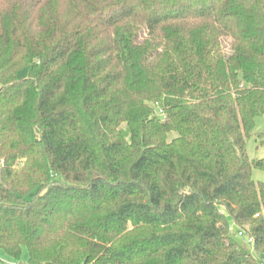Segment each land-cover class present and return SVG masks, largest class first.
<instances>
[{
    "label": "trees",
    "instance_id": "1",
    "mask_svg": "<svg viewBox=\"0 0 264 264\" xmlns=\"http://www.w3.org/2000/svg\"><path fill=\"white\" fill-rule=\"evenodd\" d=\"M262 115L264 0H0V249L264 264Z\"/></svg>",
    "mask_w": 264,
    "mask_h": 264
},
{
    "label": "rangeland",
    "instance_id": "2",
    "mask_svg": "<svg viewBox=\"0 0 264 264\" xmlns=\"http://www.w3.org/2000/svg\"><path fill=\"white\" fill-rule=\"evenodd\" d=\"M149 30L150 29H146L144 33L147 34ZM171 134L175 135V133H171ZM247 151L249 158L251 160L264 158V115L257 118V124L254 129V132L251 135V137L247 139ZM252 177L256 181L264 182V170L259 168H253ZM246 244L248 249L254 252L252 243L249 242L247 238H246ZM26 259H27V250L26 248H24L22 261H26ZM15 263H16V259L13 256L9 255L3 249H0V264H15Z\"/></svg>",
    "mask_w": 264,
    "mask_h": 264
},
{
    "label": "built area",
    "instance_id": "3",
    "mask_svg": "<svg viewBox=\"0 0 264 264\" xmlns=\"http://www.w3.org/2000/svg\"><path fill=\"white\" fill-rule=\"evenodd\" d=\"M3 164H4V160H0V172H1V168H2Z\"/></svg>",
    "mask_w": 264,
    "mask_h": 264
}]
</instances>
